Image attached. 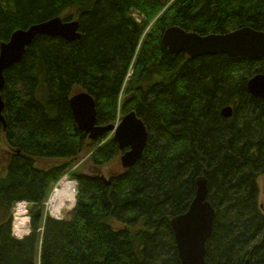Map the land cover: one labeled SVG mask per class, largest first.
Returning a JSON list of instances; mask_svg holds the SVG:
<instances>
[{
  "label": "trees",
  "instance_id": "1",
  "mask_svg": "<svg viewBox=\"0 0 264 264\" xmlns=\"http://www.w3.org/2000/svg\"><path fill=\"white\" fill-rule=\"evenodd\" d=\"M55 16L78 20L81 37L37 35L4 73L0 264H181L171 220L189 209L202 175L216 211L206 264H264V98L247 87L264 57H191L162 43L172 25L264 31V0H0V48L14 30ZM81 90L94 96L100 125L131 110L143 119L148 141L135 165L107 178L82 171L83 157L101 168L122 151L111 131L92 139L79 128L70 98ZM66 173L77 201L58 219L45 201ZM20 200L31 215L23 238L12 233Z\"/></svg>",
  "mask_w": 264,
  "mask_h": 264
},
{
  "label": "water",
  "instance_id": "2",
  "mask_svg": "<svg viewBox=\"0 0 264 264\" xmlns=\"http://www.w3.org/2000/svg\"><path fill=\"white\" fill-rule=\"evenodd\" d=\"M40 34L61 36L67 40L81 37L78 20H64L60 16H55L26 28L20 27L12 32L8 40L1 43L0 122L4 129L7 126L3 113L5 102L2 97L4 73L22 59L27 46ZM162 43L171 53L186 52L191 57L214 53L255 59L264 57V31L251 26H243L227 33L200 35L179 25H172L164 30ZM247 87L254 96L264 98V73L251 77ZM70 105L79 128L87 132L92 139L109 131L113 133V139L122 151L120 160L124 168L135 165L141 158L147 145L148 130L135 110L124 114L117 125H100L97 122L96 100L88 91L75 92L70 98ZM222 114L226 117L232 116L233 107L226 105L222 109ZM103 177L107 178L105 175ZM207 195V178L202 175L197 178L196 194L189 209L171 220L181 264H206V243L212 234L216 217L215 208ZM244 264H251L249 258Z\"/></svg>",
  "mask_w": 264,
  "mask_h": 264
},
{
  "label": "rangeland",
  "instance_id": "3",
  "mask_svg": "<svg viewBox=\"0 0 264 264\" xmlns=\"http://www.w3.org/2000/svg\"><path fill=\"white\" fill-rule=\"evenodd\" d=\"M135 17H137V20L138 21H141L140 17L138 15H135ZM152 23L149 24L148 28L151 26ZM113 135V133H112ZM8 149H7V146H6V143L4 141V139H1L0 140V174H4V170H5V166H6V163L10 157V155L8 154ZM121 155V154H120ZM120 155L117 157V159H115L111 164L109 165H106V166H103L101 168H94L90 165V162H88V159H87V156L83 157L81 160L82 161V171L84 172H95V171H99L100 173H102L103 175H106L108 176L109 173L111 172H116V171H119L121 169H124V167L122 166V163H121V160H120ZM87 159V160H86ZM80 160V161H81ZM84 163V164H83ZM68 177V176H67ZM65 177H63L61 180H59L57 182V184L52 188L50 194H49V197L47 198V200L45 201V211L50 214L51 213V199L50 197H52V193L53 191L55 190L56 186L58 184H60V182L65 179ZM70 178V177H68ZM72 179V178H71ZM74 180V179H72ZM258 184H259V203L261 204L262 206V209H263V212H264V174H261L259 177H258ZM69 205L72 206L73 203L72 202H69ZM75 205V204H74ZM74 205L72 207H65L63 210H62V214L59 216L61 219H69L70 216H71V212H72V209L74 208ZM50 212V213H49ZM52 214V213H51ZM53 215V214H52ZM28 226H29V222H28Z\"/></svg>",
  "mask_w": 264,
  "mask_h": 264
},
{
  "label": "bare ground",
  "instance_id": "4",
  "mask_svg": "<svg viewBox=\"0 0 264 264\" xmlns=\"http://www.w3.org/2000/svg\"><path fill=\"white\" fill-rule=\"evenodd\" d=\"M61 186L56 189L51 197V211L56 216L62 214V210L65 207H72L76 202V181L68 178L66 176L61 182ZM69 202L73 205L70 206ZM25 203H20L16 210V226L22 232H28V227L26 221L28 220V215L26 214Z\"/></svg>",
  "mask_w": 264,
  "mask_h": 264
},
{
  "label": "built area",
  "instance_id": "5",
  "mask_svg": "<svg viewBox=\"0 0 264 264\" xmlns=\"http://www.w3.org/2000/svg\"><path fill=\"white\" fill-rule=\"evenodd\" d=\"M60 186H61V183L58 184V185L56 186L55 190L58 189V187H60ZM55 190H54V191H55ZM54 191H53V193H54ZM53 193H52V195H53ZM50 199H51V197H50ZM20 203H25V202H22V201H21V202H17V204H16V206H15V214H16L17 207H18V205H19ZM25 207H26V203H25ZM25 210H26V214H27V213H28V212H27V209H25ZM49 213H50V212H49ZM51 213H52V211H51ZM51 213H50V214H51ZM52 214H53V213H52ZM52 214H51V215H52ZM27 215H28V214H27ZM53 215L56 216L55 214H53ZM56 217H59V216H56ZM15 218H16V215H15ZM27 221H28V220H27ZM15 222H16V221H15ZM26 225H27V222H26ZM14 231H15V233H16L18 236H23L24 234L27 233V232H26V233H25V232H22L20 229H18L17 226H16V223H15Z\"/></svg>",
  "mask_w": 264,
  "mask_h": 264
}]
</instances>
